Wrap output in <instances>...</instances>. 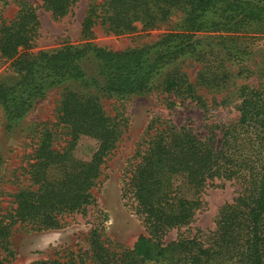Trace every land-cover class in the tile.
Masks as SVG:
<instances>
[{
    "label": "trees",
    "instance_id": "1",
    "mask_svg": "<svg viewBox=\"0 0 264 264\" xmlns=\"http://www.w3.org/2000/svg\"><path fill=\"white\" fill-rule=\"evenodd\" d=\"M75 1L41 0L55 16L64 15ZM174 9L184 14L174 29L150 44L120 51L85 42L25 52L36 21L35 9L27 2L14 20L0 26V56L11 59L14 74L0 79V108L7 129L46 90L61 87L52 125L67 130L66 138L53 127L37 131L31 162L23 168L29 184L14 194L9 225L62 229L69 215H84L94 204L91 190L119 136V123L105 114L95 93L126 98L147 92L163 68L197 51L202 43L199 33L225 34L223 39L264 34V0H91L81 32L87 37L97 24L114 35L132 33L138 23L154 29ZM178 82L179 77H169L165 89ZM186 90L204 106L190 85ZM238 100L236 121L224 125L217 140L212 126L201 136L186 125L160 119L149 123L123 186L145 231L130 249L116 251L92 229L89 245L96 264H264V90L241 87ZM81 136L97 143L89 160L72 154ZM230 179L239 183V194L221 206L208 242L195 237L161 241L168 230L193 220L206 187Z\"/></svg>",
    "mask_w": 264,
    "mask_h": 264
},
{
    "label": "rangeland",
    "instance_id": "2",
    "mask_svg": "<svg viewBox=\"0 0 264 264\" xmlns=\"http://www.w3.org/2000/svg\"><path fill=\"white\" fill-rule=\"evenodd\" d=\"M90 1L76 0L64 15L55 16L43 7L41 0H0V26L14 20L22 4L27 2L35 9L36 21L25 52L36 53L85 42L120 51L154 42L179 25L184 16L182 9H174L157 28L143 29L138 23L135 31L121 35L106 33L97 24L90 29L89 36L84 37L81 21ZM198 35L202 43L197 51L163 68L147 92L126 98L95 93L105 114L119 123V136L106 156L99 182L91 190L94 204L84 215H69L62 229L36 231L19 227L18 223L9 225V214L15 206L14 194L29 184L23 168L31 162L30 155L39 136L37 131L53 127L63 89L46 90L28 113L8 129L0 108V264H32L46 260H57L60 264H96L89 245V235L94 228L104 243L116 246V251L132 247L145 229L133 198L123 193V186L129 163L149 123L160 119L175 126L186 125L201 136L212 126L217 140L223 126L234 123L238 117L239 89L264 90V34L235 39H223L225 34L217 32ZM13 75L11 59L0 56V79ZM169 77H179V82L173 89L166 90L165 81ZM186 85L191 86L204 106L189 96ZM53 130L66 138V129L54 125ZM58 143L63 144L60 139ZM96 146L93 138L81 136L72 154L77 159L89 160ZM215 182L220 185L208 186L200 194L201 205L193 220L168 230L161 238L164 244L192 237L203 243L209 241L221 206L231 202L240 191L235 179Z\"/></svg>",
    "mask_w": 264,
    "mask_h": 264
}]
</instances>
